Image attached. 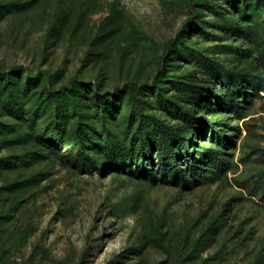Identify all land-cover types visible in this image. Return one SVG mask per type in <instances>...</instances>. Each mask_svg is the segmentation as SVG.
<instances>
[{
  "label": "rangeland",
  "instance_id": "obj_1",
  "mask_svg": "<svg viewBox=\"0 0 264 264\" xmlns=\"http://www.w3.org/2000/svg\"><path fill=\"white\" fill-rule=\"evenodd\" d=\"M0 264H264V0H0Z\"/></svg>",
  "mask_w": 264,
  "mask_h": 264
},
{
  "label": "trees",
  "instance_id": "obj_2",
  "mask_svg": "<svg viewBox=\"0 0 264 264\" xmlns=\"http://www.w3.org/2000/svg\"><path fill=\"white\" fill-rule=\"evenodd\" d=\"M195 1L196 0H190V4H194L195 3ZM172 43L173 42H170L169 44H167V46H166V49H165V54L168 52V50L170 49V47H171V45H172ZM133 88H136V86H133ZM178 136V135H177ZM176 142H177V145L178 146H180V148L182 149V150H185V152H187V146H186V143H185V141L186 140H184V138H182V136H180L179 135V137L177 138L176 137ZM162 146H161V149H163V151L161 150V155H160V157H161V160H164V159H167V158H169L170 159V161L175 165V167H176V169L178 170V172L180 171L179 170V159L176 157V155H175V152L172 150V149H169L167 152H166V150L169 148L168 147V143H167V141H164L162 144H161ZM82 149H84V145H82L81 146V154H83L84 155V153H83V150ZM188 153V152H187ZM168 159V160H169ZM191 165V164H190ZM192 166V165H191Z\"/></svg>",
  "mask_w": 264,
  "mask_h": 264
}]
</instances>
